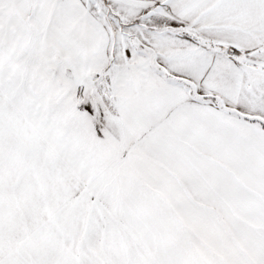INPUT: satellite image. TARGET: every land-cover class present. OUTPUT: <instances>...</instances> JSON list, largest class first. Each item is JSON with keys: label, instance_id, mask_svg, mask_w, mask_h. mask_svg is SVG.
<instances>
[{"label": "snow or ice", "instance_id": "6c2138e0", "mask_svg": "<svg viewBox=\"0 0 264 264\" xmlns=\"http://www.w3.org/2000/svg\"><path fill=\"white\" fill-rule=\"evenodd\" d=\"M0 264H264V0H0Z\"/></svg>", "mask_w": 264, "mask_h": 264}]
</instances>
